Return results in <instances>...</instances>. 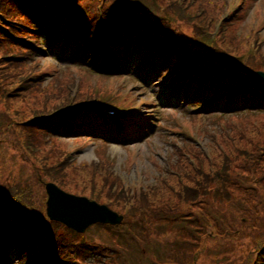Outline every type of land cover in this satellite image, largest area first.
<instances>
[{"label":"rangeland","instance_id":"374dc122","mask_svg":"<svg viewBox=\"0 0 264 264\" xmlns=\"http://www.w3.org/2000/svg\"><path fill=\"white\" fill-rule=\"evenodd\" d=\"M117 1L142 11L161 13L159 11L161 9L159 7L160 4L158 5L155 0ZM202 1L204 2L205 10H198L199 6L195 7V4H190L189 13L196 15L200 14L198 11H202L203 14L197 17L212 27L217 23L225 8L224 1L229 5L230 9H234L239 0ZM244 3L242 4L243 10L239 12L241 15L230 26L232 28L229 34L230 37H225L227 42L225 46L231 52L237 54L252 48L257 51L258 55H264V42L260 43L259 47L257 46L258 42L264 40V0H245ZM250 14L252 15L251 17ZM207 17L209 18L207 19ZM195 20L199 21L198 19ZM181 23L189 25L185 20ZM181 23L176 19V24L181 25ZM256 30L258 31L255 32ZM42 31L46 35L48 29L43 25ZM254 40H257V43H254ZM66 50L67 47H64L63 50L58 51V58H60L61 52ZM9 51L11 52V49H1V52ZM50 59L48 57L46 62L40 60L43 63L39 62V60L32 61L43 65L39 70L38 68L32 69L34 66H30L36 63L25 64L22 67V70H27L24 74L19 72L21 68L11 66V64L7 65L4 62L5 60H0V187L16 181L21 182L20 184L23 186L31 187L34 192L33 196H31L33 204L30 200L24 202L28 206L36 208L35 211L41 212L49 220L53 219V217L50 213H47V208L49 207L51 210L52 208L51 203H47L46 182L54 183L57 188L62 189L66 193L85 195L88 198L97 194L99 201L105 199L109 201L108 206L114 209L118 215L122 217L128 216L129 222H131L132 218L143 220L141 222L143 223L142 228H136L135 232L145 233L148 237L141 236L142 244L138 246L136 242L132 250L127 251L135 253L127 259L129 264H153L145 259L139 262L138 258L145 254L142 253L145 250L148 252L147 257L154 261H156V258L160 260L165 250L177 251L178 248L176 247L179 244L168 237L170 232H164L162 235L151 234L153 229L149 227L150 222L158 223L171 220L166 215V213H172L171 205L180 209L178 216L180 214L187 216L195 214L196 218L200 219L198 207H188L179 189L185 187L190 190H197V186H195L196 179L202 180L205 173H208V177L211 178L215 174V163L213 164L211 159H214L220 165L227 157L226 153L230 155L237 153L231 152L227 146H234L235 148V144H237L239 148L237 151H240V149L251 151L259 150L264 145L263 109L258 111L244 109L242 112L232 115H229L227 111H225L226 115H209L207 113L211 111H206L205 114L208 118L204 119L206 116L190 115L191 113H197L186 108L187 104H190V100L183 99L180 101L183 103L182 107H175V105H178L177 103L174 105L165 104L167 103V96L162 94L163 87L168 90V88L176 87L177 85L174 82L173 84L169 83L171 86H165L164 83L167 78L163 82L159 81V83L155 84L150 81V75L138 70L141 74H137V77L149 86L147 89L133 76H127V78L96 76L94 72L90 70L91 73L88 68L82 66H77L79 68L78 77L73 73V67H69L66 64H62L61 68L56 67V64L50 62ZM36 71L37 74L46 72L45 83L40 87L48 86L49 93L55 91L59 93L58 91L60 90H57V88L64 90L74 86V77L79 80L78 86L81 87L82 91H88V95H107L111 93L113 87L124 81L125 86L121 88H129L130 90L123 91L121 89L122 94L117 96V98H120L123 102L141 104L143 107L150 109V113H154V117L160 118L156 120L152 116H147V119L151 123L159 122L160 126L155 128L154 123H149L148 125L151 129L149 134L147 132L144 134L139 133V138L132 139V142L126 147L106 144L105 142L100 143V141L87 137L57 138V143H61V152L58 149L55 150L57 154L45 142L43 145L37 144L38 146L32 143L30 149L25 146L28 150L26 152L21 143L24 142V138L21 134L20 123L29 117V110H32L35 105L40 106V104H36L35 99L36 97L39 98L44 91L24 90L32 85V83H27L9 93L7 97H4V87L18 84L29 73ZM5 74H8V76ZM159 75L154 80L158 81L161 78ZM81 82H83L84 86H81ZM94 84L97 86H94ZM56 86L57 88H55ZM179 88L180 86L175 89ZM113 92L117 93V90H113ZM172 94H174V90ZM209 95L210 93L207 91L205 97ZM65 96L66 93H64ZM141 97L142 99H140ZM56 102L58 101L54 99L51 101L50 99L47 106ZM112 102L123 108L132 107L116 101ZM173 107L180 110L172 112L171 109ZM221 110H227V108L225 107ZM119 119L123 121L126 118L119 116ZM148 125L146 126L147 129ZM258 140L260 142L255 145ZM80 147H82L81 150H78ZM75 148L79 161H76L65 169V172H60L59 174L51 173L52 170L48 171L52 163H60L67 156V149ZM223 149H225V152H223ZM97 157L99 160H106L110 170L105 167L106 163L104 162L102 163L103 165H97L93 161ZM239 157H241V154H239ZM235 163L233 162L232 167ZM189 173L192 175H188ZM217 183V181L212 180V186ZM120 185L126 187L124 190V195L126 196L107 195L109 188L115 189V187ZM211 188L210 191L212 190ZM141 193H143L144 198L140 196ZM189 193L192 192L189 191ZM232 193L233 200L231 202L226 204L215 203L213 211H215L217 220L220 219L222 214H227L232 218L234 230H229L230 234L225 236V238L216 239L215 237L206 236L207 242H204L201 251L196 254V259L188 258V260H182L176 262V264L245 263L248 255L255 250V242L259 240V233L255 229L248 227L247 224L255 222L259 226L264 225V214L259 215L257 213V200L260 201L261 205L262 203L264 205V184L262 181L242 184L240 190L232 189ZM201 197L197 202L207 199L205 196ZM206 201L210 202L212 200L207 199ZM114 202L116 204L112 206L111 204ZM145 202H147V205L144 204ZM164 204L166 206H163ZM207 208L208 205L206 204L204 210ZM233 212L235 215H233ZM150 217H155L158 220ZM96 224L87 228L84 233H77V239H80L81 236L85 237L99 247V252L95 251L92 252L91 256H85L87 263L84 264H120L123 261V257L116 255L117 247L115 248L113 240L110 238V232L96 226ZM62 225L61 231L67 228L64 224ZM122 225L126 226L125 232L127 234H132V230L126 223ZM163 228L165 229L166 225ZM149 229L151 231L147 232ZM168 229L170 227H167ZM176 230L172 231V235H174ZM132 235L134 236V234ZM152 236L159 240L152 238ZM147 238L150 243L145 240ZM15 253H17V248ZM8 263L12 264L13 262L9 261ZM159 264H170V262H160Z\"/></svg>","mask_w":264,"mask_h":264},{"label":"trees","instance_id":"16d2710c","mask_svg":"<svg viewBox=\"0 0 264 264\" xmlns=\"http://www.w3.org/2000/svg\"><path fill=\"white\" fill-rule=\"evenodd\" d=\"M190 1H192V4ZM79 2L80 0H40L39 3L33 4L27 13L37 18L40 22H47L49 17L53 18V29H55L56 32L52 36L51 33L49 34L51 36V41L60 42L61 44L64 40L69 39L70 41H76V43L80 45V47H78L79 50L82 49L84 44L93 51H99V48L102 50H109L108 54L103 55V58L107 60L118 59V57H120L118 50H128L124 46V42L119 34L121 33V29L126 26L127 30L125 35L130 34L135 36L138 40L142 41V44H145L144 46H146V48L150 49L149 52H146L150 67H152L155 62L162 60L164 64H166L169 73L175 70L177 72L181 70L186 71L184 79H191L194 82L192 92L198 93L200 91L199 81H204V79H206V81L209 80L210 89L215 94L214 97L234 98L239 96L242 98L243 102H241V100L230 101L229 105L233 106L231 111L244 109L252 111H258L259 109L264 110V81L254 79L250 75L237 70L236 67L233 68L226 64L223 52L220 51L215 40L214 42H208L206 44L194 41L192 39L193 37L190 36L191 32H187L184 35L179 33L180 31L177 32L175 29L170 28V25L166 23V19L161 16H150V14L135 11L131 8H125L120 5L117 7L111 6L107 9L105 18H108L111 25V32L106 33L101 24L97 22L98 19L89 17ZM199 2V0H184V7H180L178 4L176 5L174 1L170 0L168 8L171 13L167 14L170 18L172 17L171 15H174L183 19L184 16L182 15H186L189 12L190 6L195 4V7H198ZM203 3L204 2H202V5ZM200 9L204 10V7L200 5L198 10ZM198 12H200V14H197V16L203 14L202 11ZM29 14L26 16L27 19L30 20ZM44 14H46V16ZM59 16H61L62 20L60 24ZM208 18L209 17H207V19ZM203 23L207 24V22ZM58 24L59 28L56 29ZM28 29L30 30V36L37 38V30L34 28L32 21H29ZM37 45L38 43H30L27 45V48H35V46L37 48ZM141 47L142 45L140 48ZM89 52H91V50ZM128 52L130 56L133 54L132 51ZM175 53L179 59L178 62L173 64L172 57ZM91 55L93 54L91 53ZM159 56L162 59H159ZM260 56L262 64H260L258 68L264 67V55ZM25 58L26 56L22 59L24 60ZM142 63H146V60H143ZM192 64V69L188 71V68L191 67ZM247 64L253 68H257L255 66L256 60L254 56L247 61ZM24 65L25 63L22 60H20L17 65V68H21L19 72L22 74L27 71L22 70ZM30 66H34L32 69H39L37 64ZM102 68L107 70L109 66L105 64ZM187 73H190L192 78H190ZM40 79L41 75L35 74L34 82L32 83V85H37L38 91H44L39 98L36 97L35 99L36 104H40V106L35 105L32 110H29V112L33 114L24 120V122L20 123L22 130L21 134L24 138V142H21L22 146L24 148L26 146L29 149L32 143L35 144V137L37 136L35 131L39 128H47V131L52 134H56L57 132L70 134L77 132L73 128L79 126L81 123L85 125V120L92 121L89 115L86 116L88 113V106L86 105L71 104L52 112L51 109L56 107L57 103L52 107L47 106V103L51 98L60 96V94L56 91L49 93L48 88H41L39 84ZM174 79L180 81L181 76L176 75ZM41 97L43 98L41 99ZM214 99L215 98L212 97L207 98L206 101L209 100V106H214ZM67 127L70 128L67 129ZM80 131L83 130L81 129ZM20 139L22 140V138ZM227 147L230 151L239 149L237 144H235V148L234 146ZM25 151L28 152L26 148ZM240 153L241 157L234 156L233 159H230V157L225 158L220 165H218L214 159H211V162L213 164L215 163V174L209 178L208 173H205L202 180L196 179L195 186H197V190H190L185 187L179 189L188 207H198L200 219L196 218L195 214L189 216L180 214V216H178L180 209L177 206L171 205L170 208L172 213H166L171 220L158 223L153 221L150 222L149 227L153 229L151 234L162 235L164 232H170L168 237L179 244L176 247L178 248L177 251H179L180 248L184 251V253L181 251L184 259H180V261L188 260V258L194 259V254L192 253L198 248V251L201 250V244L204 241L203 238L205 235L216 237L203 232V229L210 227L213 224V220H215L213 217L209 216L215 213V211H213L215 203L226 204L231 202L233 200L232 189L240 190L242 184H251V182L260 180H262L264 184V145H262L260 150H252V152H245L240 149ZM233 162L236 163L232 167ZM218 167L219 169H217ZM49 170H52L51 173L59 174L61 172L60 168H49L48 171ZM188 175L192 174L189 173ZM212 180L218 183L212 186ZM20 183L21 182L16 181L0 187V264H5V258L8 257L9 247L14 245L18 246V248L21 245H28L26 253L28 254L30 252L32 255H37L36 260L41 256V264H84L87 263L85 258L86 255L91 256L92 252H99V247L88 241L85 237L81 236L80 239H77V232L72 229L65 228V230L61 231L63 227L61 223L49 220L48 217L42 215L41 212L35 211L36 208L28 206L24 201L30 200L33 204L31 198L34 193L33 189L29 186H23ZM210 188L212 189L211 191ZM125 189L126 187L123 185L115 187V189L109 188L107 195L123 196ZM189 191L192 193H189ZM140 196L144 198L143 193H141ZM201 196H205L212 201L207 202V199H203L204 201L197 202L202 198ZM106 202L109 203L107 200ZM257 203V213L263 215L264 205L263 203L261 205L259 200H257ZM114 204L116 203L114 202L111 205L113 206ZM144 204L147 205V202ZM202 204H204V206H202ZM206 204L208 208L204 210ZM163 206L166 205L164 204ZM233 215H235L234 212ZM126 217L123 223L127 224L134 236L125 232L126 226L122 225L123 223L115 226L102 223L96 224V226L110 232V238L113 240L115 248L117 247L115 251L116 255L123 257L124 262L122 261L120 264H129L127 259L135 253L127 251L132 250L136 242L138 246L142 244L141 242L143 240H140L141 236L148 237L145 233L135 232L136 228H142L141 226L143 223L141 222L143 220H135V218H132L131 222H129L128 216ZM150 218L158 220L155 217ZM223 219L228 227H233V219L227 214H223L221 220L216 221V223L212 225V230L220 233ZM164 225H166L165 229L163 228ZM247 226L255 229L259 233V240L255 242V250L248 255L244 264H264V225L259 226L255 222L253 224L249 222ZM167 227H170V229L167 230ZM150 229L147 232H150ZM175 229L177 230L174 235H172V231ZM232 229L234 230V228ZM197 232L200 233L201 237L197 238L195 236ZM225 232L226 231L218 237H223ZM152 238L159 240L154 236H152ZM145 240L150 243L148 238ZM24 250L26 249L24 248ZM172 252L173 250H165L164 255L160 257V262H170V264H173V262L176 261L177 255H175V252ZM142 253L148 254L147 250ZM145 260L156 264L151 258Z\"/></svg>","mask_w":264,"mask_h":264},{"label":"water","instance_id":"95a60500","mask_svg":"<svg viewBox=\"0 0 264 264\" xmlns=\"http://www.w3.org/2000/svg\"><path fill=\"white\" fill-rule=\"evenodd\" d=\"M252 73L264 79L263 72ZM47 189L50 196L48 203H51L52 208L51 210L48 207V214L50 213L56 220H63L78 231H84L94 221L117 223L123 219L109 207L90 201L85 197L66 193L53 183H47Z\"/></svg>","mask_w":264,"mask_h":264}]
</instances>
